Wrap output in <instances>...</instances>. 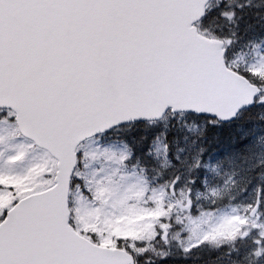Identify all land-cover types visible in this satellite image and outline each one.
<instances>
[{"label":"snow or ice","instance_id":"snow-or-ice-1","mask_svg":"<svg viewBox=\"0 0 264 264\" xmlns=\"http://www.w3.org/2000/svg\"><path fill=\"white\" fill-rule=\"evenodd\" d=\"M0 264H264V0H0Z\"/></svg>","mask_w":264,"mask_h":264}]
</instances>
